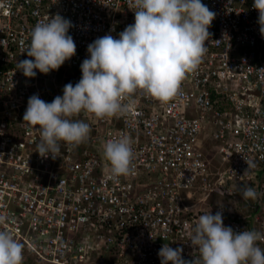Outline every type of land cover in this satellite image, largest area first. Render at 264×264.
I'll return each instance as SVG.
<instances>
[{
	"label": "built area",
	"instance_id": "built-area-1",
	"mask_svg": "<svg viewBox=\"0 0 264 264\" xmlns=\"http://www.w3.org/2000/svg\"><path fill=\"white\" fill-rule=\"evenodd\" d=\"M201 2L216 13L212 35L179 94L162 104L137 92L123 101L127 112L105 119L82 112L74 119L95 130L89 146L61 142L53 160L39 155L40 134L23 121L28 99L62 96L68 73L82 74L88 45L106 34L118 39L136 9L133 0H0V228L24 245L23 264H161L164 244L198 259L189 237L202 212L191 202L214 195L226 227L264 234L259 13L254 0ZM57 13L72 22L76 54L25 77L16 64L34 59L22 53L29 34ZM123 135L133 141L134 171L112 179L103 145ZM245 185L256 200L242 198Z\"/></svg>",
	"mask_w": 264,
	"mask_h": 264
},
{
	"label": "clouds",
	"instance_id": "clouds-1",
	"mask_svg": "<svg viewBox=\"0 0 264 264\" xmlns=\"http://www.w3.org/2000/svg\"><path fill=\"white\" fill-rule=\"evenodd\" d=\"M133 6L135 22L118 39L106 34L88 45L89 57L80 65L79 82L66 84L63 95L50 103L38 94L28 99L23 121L39 132L41 157L55 160L61 154V142L74 148L90 138V125L74 119L82 112L97 119L123 114L128 111L123 101L137 92L167 104L179 94L186 75L202 62L216 13L201 0H133ZM253 8L259 13V31L264 37V0H254ZM71 27L72 22L58 13L37 22L22 52L34 59L17 62L16 69L28 78L37 75L34 70L42 74L58 70L76 54V44L68 34ZM132 144L131 137L123 135L103 145L110 178L134 171ZM246 163V171L254 166ZM257 195L253 187H242L245 200H256ZM5 220L0 216V223ZM189 241L198 259L185 260L183 248L164 244L158 252L161 264H264V249L258 246L264 234L235 232L224 225L222 211L201 214ZM23 249L13 232L0 228V264H23Z\"/></svg>",
	"mask_w": 264,
	"mask_h": 264
},
{
	"label": "rangeland",
	"instance_id": "rangeland-1",
	"mask_svg": "<svg viewBox=\"0 0 264 264\" xmlns=\"http://www.w3.org/2000/svg\"><path fill=\"white\" fill-rule=\"evenodd\" d=\"M216 201H217V197L214 195V196L210 197L209 199H207L206 201H201L200 202L199 200L195 199L191 203L192 204H197L195 209L201 210V212H202L201 214L211 212L214 215L217 212V205L215 203Z\"/></svg>",
	"mask_w": 264,
	"mask_h": 264
},
{
	"label": "crops",
	"instance_id": "crops-1",
	"mask_svg": "<svg viewBox=\"0 0 264 264\" xmlns=\"http://www.w3.org/2000/svg\"><path fill=\"white\" fill-rule=\"evenodd\" d=\"M82 74L79 71H76L75 73H68V78H67V82L68 83H72L73 85H75L77 82H79V80L81 79ZM67 83V84H68ZM56 85V84H55ZM91 128V127H90ZM95 135V130L93 128H91V134H90V138L91 136ZM90 138L83 144L80 145V149H84L85 147L89 146V142H90ZM81 152V151H80ZM218 199V198H217Z\"/></svg>",
	"mask_w": 264,
	"mask_h": 264
}]
</instances>
